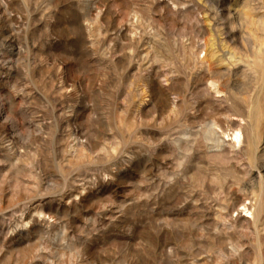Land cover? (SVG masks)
Listing matches in <instances>:
<instances>
[{"label": "rangeland", "instance_id": "1", "mask_svg": "<svg viewBox=\"0 0 264 264\" xmlns=\"http://www.w3.org/2000/svg\"><path fill=\"white\" fill-rule=\"evenodd\" d=\"M0 5V264H264V0Z\"/></svg>", "mask_w": 264, "mask_h": 264}, {"label": "bare ground", "instance_id": "2", "mask_svg": "<svg viewBox=\"0 0 264 264\" xmlns=\"http://www.w3.org/2000/svg\"><path fill=\"white\" fill-rule=\"evenodd\" d=\"M2 1V0H1ZM4 2V1H3ZM2 4V3H1ZM3 6L2 5H0V9L2 8ZM8 8V7H7ZM6 9V8H5ZM4 11V10H3ZM13 34V33H12ZM11 34V35H12ZM9 40V39H8ZM12 53V52H11ZM10 53V54H11ZM19 57V56H18ZM12 60V59H11ZM10 61V60H9ZM18 61V60H17ZM3 63V62H2ZM3 66V65H2ZM11 69H12V67H10V69H8L9 71H11ZM6 71V70H5ZM8 72V71H7ZM7 75V74H6ZM8 75H10V74H8ZM3 97H2V93H1V91H0V123H2V122H4V121H7V120H9L10 119V117L8 116V113H7V109H6V106H7V103H6V101H4L3 99H2ZM172 110V109H171ZM71 116V115H70ZM70 119V118H69ZM241 126V125H240ZM239 126V127H240ZM240 130V129H239ZM16 133V132H15ZM20 134V133H19ZM14 135V134H13ZM236 136H235V139H236V142H233V140H223V139H221L220 138V136H216V139H217V141H218V144H219V148L220 149H223V148H225V146H226V144H230L231 146H235V144L236 143H238L239 141H240V137H241V133H240V131H238L237 130V134H235ZM10 137V136H9ZM13 139V138H12ZM75 139V138H74ZM215 139V140H216ZM254 140V139H253ZM24 141V140H23ZM10 142V141H9ZM22 142V141H21ZM78 142H81V141H75V142H73L74 143V145H73V151H74V153H75V157H77V158H80V157H82L83 155H84V151H85V146L87 145L86 143V145L85 146H83V145H80ZM6 145V144H5ZM10 147V146H9ZM216 147V146H215ZM7 148H5V147H2L1 146V144H0V150L1 151H5ZM8 151H12V149H10V148H8L7 149ZM229 150V149H228ZM13 153V152H12ZM74 156V155H73ZM84 157V156H83ZM82 157V158H83ZM76 158V159H77ZM75 159V160H76ZM17 161H20V159L18 158V160ZM81 162V161H80ZM75 165V164H74ZM236 195V194H235ZM245 203V202H244ZM234 209V208H233ZM215 210V209H214ZM226 211V210H225ZM55 219V218H54ZM221 221V220H220ZM237 254V253H236ZM49 263V262H48Z\"/></svg>", "mask_w": 264, "mask_h": 264}]
</instances>
